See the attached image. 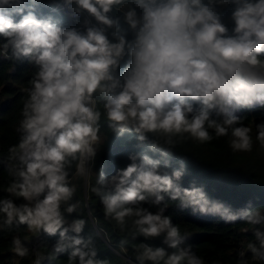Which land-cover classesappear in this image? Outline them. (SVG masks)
Wrapping results in <instances>:
<instances>
[{
    "label": "clouds",
    "instance_id": "clouds-1",
    "mask_svg": "<svg viewBox=\"0 0 264 264\" xmlns=\"http://www.w3.org/2000/svg\"><path fill=\"white\" fill-rule=\"evenodd\" d=\"M51 3L74 26L39 11L40 0H0V58L26 60L36 69L20 141L9 149L17 167L8 196L0 198V215L9 228L58 235L52 253L38 252L35 264L64 252L69 264H108L98 258L92 236L82 235L87 221L68 219L80 206L71 202L76 189L69 168L78 155L95 159L102 116L112 134H134L136 147L145 148L129 154L130 163L111 176L101 169L91 188L105 219L121 232L132 240L159 238L167 246L140 242L134 249L138 264H205L165 214L169 200L193 213L249 225L244 231L251 230L254 240L237 253L236 264H249L248 253L264 264V228L257 227L264 225V213L251 201L233 209L202 184L183 187L185 160L171 168L174 150L187 141L204 145L230 136L232 152L252 151L253 129L235 112L264 107V0ZM226 9L231 28L223 22ZM255 128V142L264 147V122ZM127 243L120 241L121 247ZM11 247L17 257L29 254L18 235Z\"/></svg>",
    "mask_w": 264,
    "mask_h": 264
},
{
    "label": "trees",
    "instance_id": "trees-1",
    "mask_svg": "<svg viewBox=\"0 0 264 264\" xmlns=\"http://www.w3.org/2000/svg\"><path fill=\"white\" fill-rule=\"evenodd\" d=\"M39 11L57 16L65 25L69 23L65 12L54 11L51 0H40ZM231 9L223 13V22L231 28ZM18 20L19 17H16ZM123 64L121 65V70ZM36 69L26 60L12 62L0 58V198L8 196L6 188L12 182V172L17 167V161L11 158L9 149L20 141V121L22 108L27 99V90L30 87ZM242 118V122L253 129V149L247 153H234L229 147V137L214 139L209 144H195L191 141L183 142L176 150L171 168L178 167L179 160H185L188 165V174L182 181L183 187H191L195 182L204 185L208 194L214 198L230 204L233 209L244 207L249 201L252 207L264 213V147L255 142L256 123L264 122V107L256 105L251 108H242L235 112ZM98 142L94 145L95 159L88 158L89 173L84 176L78 172L81 156L72 161L69 168L70 184L75 186V194L71 202L79 201L76 213L68 217L83 218L87 225L82 233L84 237L92 236L98 258L106 260L108 264H129L125 259L138 264L134 249L140 242H147L155 246H164L161 239L144 241L143 237L132 240L127 231L121 232L114 221L105 219L99 198L91 191L96 184L97 175L101 169L106 176L115 174L117 169L126 167L130 161L129 154L144 151L145 148L136 147L134 134H125L117 137L107 127V121L102 116L100 121ZM154 155L158 154L148 153ZM169 169V171L171 170ZM14 199L16 204L22 200ZM66 207V206H65ZM144 207H149L145 204ZM155 211V207L151 208ZM166 215H170L172 222L180 227L182 235L189 239L184 246H191L192 252L201 257L205 264H236L237 253L248 241H253L252 231L243 221L237 220L234 224L226 223L218 216H205L193 213L190 208L181 209L178 202L168 201ZM264 228V225H257ZM71 234V233H70ZM20 236L29 250L26 257L20 258L13 254L11 241L14 236ZM128 243L120 245L122 239ZM57 236H48L40 233L34 235L24 225H13L11 228L3 223L0 215V264H35L37 253L48 256L52 253V246ZM169 252L175 249H168ZM249 264H256L251 253H248ZM42 264H69L68 253L59 254L58 258L45 259Z\"/></svg>",
    "mask_w": 264,
    "mask_h": 264
},
{
    "label": "rangeland",
    "instance_id": "rangeland-1",
    "mask_svg": "<svg viewBox=\"0 0 264 264\" xmlns=\"http://www.w3.org/2000/svg\"><path fill=\"white\" fill-rule=\"evenodd\" d=\"M81 160H80V164H79V173L86 176L89 173V167H88V158L89 156L87 155V153H85L83 156H81ZM83 162V164H82ZM82 166V169H81Z\"/></svg>",
    "mask_w": 264,
    "mask_h": 264
},
{
    "label": "built area",
    "instance_id": "built-area-1",
    "mask_svg": "<svg viewBox=\"0 0 264 264\" xmlns=\"http://www.w3.org/2000/svg\"><path fill=\"white\" fill-rule=\"evenodd\" d=\"M66 13V12H65ZM66 15H67V18H68V21H69V23L72 25V23H73V21L71 20V18H70V16L66 13ZM82 158V157H81ZM81 158H80V160H81ZM79 164H80V161H79ZM80 170H79V167H78V172H79ZM240 250H241V248H240ZM239 250V251H240ZM127 261H128V263L129 264H136V263H134L133 261H131V259L129 258V257H126L125 258Z\"/></svg>",
    "mask_w": 264,
    "mask_h": 264
},
{
    "label": "bare ground",
    "instance_id": "bare-ground-1",
    "mask_svg": "<svg viewBox=\"0 0 264 264\" xmlns=\"http://www.w3.org/2000/svg\"><path fill=\"white\" fill-rule=\"evenodd\" d=\"M82 164H83V162H82ZM81 169H82V166H81Z\"/></svg>",
    "mask_w": 264,
    "mask_h": 264
}]
</instances>
